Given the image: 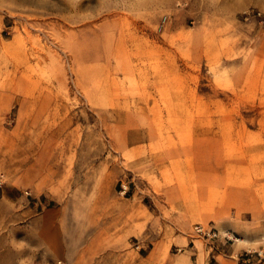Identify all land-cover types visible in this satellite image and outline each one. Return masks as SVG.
<instances>
[{
  "label": "rangeland",
  "instance_id": "374dc122",
  "mask_svg": "<svg viewBox=\"0 0 264 264\" xmlns=\"http://www.w3.org/2000/svg\"><path fill=\"white\" fill-rule=\"evenodd\" d=\"M0 264H264V0H0Z\"/></svg>",
  "mask_w": 264,
  "mask_h": 264
},
{
  "label": "built area",
  "instance_id": "2783aa9c",
  "mask_svg": "<svg viewBox=\"0 0 264 264\" xmlns=\"http://www.w3.org/2000/svg\"><path fill=\"white\" fill-rule=\"evenodd\" d=\"M257 15H260V13H257ZM193 232L197 237L201 238L205 242L212 241L218 236V232L214 227L203 225V224H195L193 226ZM227 238L230 239L229 237Z\"/></svg>",
  "mask_w": 264,
  "mask_h": 264
}]
</instances>
